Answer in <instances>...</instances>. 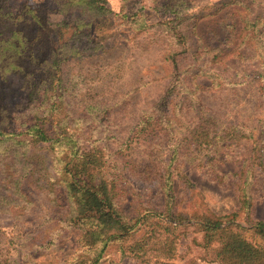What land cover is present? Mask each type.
<instances>
[{
  "label": "rangeland",
  "instance_id": "374dc122",
  "mask_svg": "<svg viewBox=\"0 0 264 264\" xmlns=\"http://www.w3.org/2000/svg\"><path fill=\"white\" fill-rule=\"evenodd\" d=\"M107 1L111 12L91 27L103 52L74 60L63 73L68 133L105 152L121 214L139 218L135 239L164 229L147 213H162L168 203L187 217L167 263L223 264L213 250L220 243L206 241L195 222L203 216L230 218L234 233L259 245L253 226L264 222V0H180L184 21L177 28L166 26L164 0ZM45 4L9 2L15 13ZM4 56L10 65L19 54L12 46ZM24 103L21 92L18 113ZM86 104L103 111L91 113ZM200 125L216 126L215 141H189L201 136ZM43 146L35 153L55 176L59 152ZM143 162L149 175L134 165ZM25 189L33 204L23 220L15 203L0 212V264H70L83 255L82 231L60 222L70 211L65 189ZM119 245H109L99 264H135Z\"/></svg>",
  "mask_w": 264,
  "mask_h": 264
},
{
  "label": "trees",
  "instance_id": "16d2710c",
  "mask_svg": "<svg viewBox=\"0 0 264 264\" xmlns=\"http://www.w3.org/2000/svg\"><path fill=\"white\" fill-rule=\"evenodd\" d=\"M44 1L48 4L15 13L10 0H0V212H9L15 203L23 209V220L33 204L25 186L34 185L51 193L60 186L70 203L68 216L60 222L82 231L83 255L70 264H99L108 246L118 243L123 255L134 258L135 264H169L167 261L175 258V244L181 231L190 225L187 217L174 212V204L168 203L162 213H147L164 223V229L155 226L135 239L139 218L127 221L121 214L117 175L108 172L105 152L94 142L89 147L67 131L71 114L62 97L70 88L63 73L74 60L103 52L104 45L93 35L91 27L111 12L108 1ZM162 7L169 14L166 26L175 24L177 28L184 21V3L180 0H164ZM51 14H59L61 19L53 22ZM136 15L134 12L129 17ZM12 46L19 57L6 65L5 51ZM21 92L26 94V103L18 113L14 100ZM85 108L91 113L103 111L98 104H86ZM148 123L149 118L145 124ZM210 127L200 125L197 130H202L201 136L189 141L197 145L199 138L209 143L215 141L219 130ZM226 139L221 136L222 142ZM45 144L59 152L55 176L49 177L43 171V159L35 153ZM140 164L143 165H134L139 172L149 175V165ZM243 197L246 200V194ZM223 220L217 216L195 220L206 232V241L220 243L213 249L216 258L223 264H264V222L253 226L262 241L253 245L232 231L230 218ZM208 246L213 247L212 243Z\"/></svg>",
  "mask_w": 264,
  "mask_h": 264
}]
</instances>
